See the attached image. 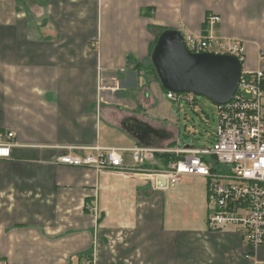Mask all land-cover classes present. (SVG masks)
Masks as SVG:
<instances>
[{
	"label": "crops",
	"instance_id": "crops-1",
	"mask_svg": "<svg viewBox=\"0 0 264 264\" xmlns=\"http://www.w3.org/2000/svg\"><path fill=\"white\" fill-rule=\"evenodd\" d=\"M161 29L240 41L243 70H264V0H0V132L18 143L0 159V264L264 262L210 225L206 177L54 163L66 145L182 146L183 101L144 66Z\"/></svg>",
	"mask_w": 264,
	"mask_h": 264
},
{
	"label": "built area",
	"instance_id": "built-area-1",
	"mask_svg": "<svg viewBox=\"0 0 264 264\" xmlns=\"http://www.w3.org/2000/svg\"><path fill=\"white\" fill-rule=\"evenodd\" d=\"M221 17H207L213 27ZM187 48L193 52H214L244 58L240 41L226 42L210 35L183 33ZM191 93L167 91V97L178 103H194ZM218 116L214 140L208 147L194 144L177 147H155L136 144L125 146L66 145L54 163L87 167L97 171L154 175L166 185H176L187 175L209 180V223L215 228L230 225L240 229L249 246H264V70L242 72L238 90L227 103L217 104ZM18 145L13 131L0 132V159L11 157ZM131 152L134 164L124 162ZM159 154H173L176 159L166 167H148ZM256 264L264 262L256 261Z\"/></svg>",
	"mask_w": 264,
	"mask_h": 264
},
{
	"label": "water",
	"instance_id": "water-1",
	"mask_svg": "<svg viewBox=\"0 0 264 264\" xmlns=\"http://www.w3.org/2000/svg\"><path fill=\"white\" fill-rule=\"evenodd\" d=\"M151 60L165 90L201 95L215 104L231 100L243 72L242 61L234 55L189 50L177 29L161 33Z\"/></svg>",
	"mask_w": 264,
	"mask_h": 264
},
{
	"label": "rangeland",
	"instance_id": "rangeland-1",
	"mask_svg": "<svg viewBox=\"0 0 264 264\" xmlns=\"http://www.w3.org/2000/svg\"><path fill=\"white\" fill-rule=\"evenodd\" d=\"M193 97L195 102L189 103L183 100L179 111L181 123L179 135L182 146L194 144L198 147H208L214 140L218 105L201 95H193ZM198 214L201 216L198 220L202 221L204 216L202 211L200 210Z\"/></svg>",
	"mask_w": 264,
	"mask_h": 264
},
{
	"label": "trees",
	"instance_id": "trees-1",
	"mask_svg": "<svg viewBox=\"0 0 264 264\" xmlns=\"http://www.w3.org/2000/svg\"><path fill=\"white\" fill-rule=\"evenodd\" d=\"M165 31V29H161V31L156 35V38H155V41L152 43L151 45V53H150V59H149V62H148V65H144L146 67V69L160 82V79H159V76L157 74V70L151 60V54H152V51L154 49V46L156 45V42L159 38V36L161 35V33ZM138 69H140V64L137 65ZM161 83V82H160ZM158 159H161L164 161V163L167 165L170 161L176 159V156L173 155V154H159L158 155Z\"/></svg>",
	"mask_w": 264,
	"mask_h": 264
}]
</instances>
